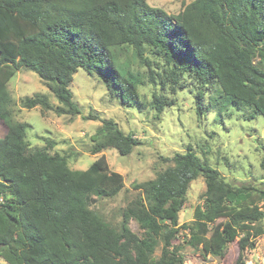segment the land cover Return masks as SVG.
Listing matches in <instances>:
<instances>
[{"label": "trees", "instance_id": "obj_1", "mask_svg": "<svg viewBox=\"0 0 264 264\" xmlns=\"http://www.w3.org/2000/svg\"><path fill=\"white\" fill-rule=\"evenodd\" d=\"M126 47L148 67L151 84V56L168 67L173 87L183 88L185 76L194 81L199 116L205 91L216 85L222 104L249 106L264 117V0H194L178 14L147 0H0V127L6 128L0 137V258L7 264H184L173 241L181 229L178 212L199 177L206 190L193 221L182 226L184 243L221 257L237 241L235 264H245L246 252L264 234V190L233 186L191 150L175 154L155 179L133 185L140 194L122 211L119 228L91 209L124 187L105 155L73 171L65 155L30 150V126L11 111L8 83L15 73L34 71L59 103L53 107L46 94H36L23 99L26 109L80 115L70 89L80 69L98 75L130 105L139 98L138 82L113 54ZM168 106L154 96L158 115ZM92 141L93 154L115 149L129 156L140 145L112 119L102 120Z\"/></svg>", "mask_w": 264, "mask_h": 264}, {"label": "rangeland", "instance_id": "obj_2", "mask_svg": "<svg viewBox=\"0 0 264 264\" xmlns=\"http://www.w3.org/2000/svg\"><path fill=\"white\" fill-rule=\"evenodd\" d=\"M194 0H147L170 14H178L185 5ZM121 69L132 72L138 82L139 98L124 105L117 92L95 73L80 69L70 84L74 102L81 114L77 116L57 115L41 107L26 109L22 101L36 94H46L53 107L59 105L56 97L32 70H18L8 83L13 98L11 106L15 121L29 124L27 141L30 150H45L50 154L65 155L73 171L86 170L97 158L105 155L109 169L123 176L124 187L113 198L98 199L91 207L113 228H119L122 211L140 191L135 184L153 180L166 168L173 165L177 153L193 151L202 161L216 168L224 180L233 186H247L264 190V117L255 115L249 106L235 108L222 104L218 86L207 88L204 94L205 111L199 116L196 106L198 87L188 76L173 87L166 81L168 67L160 57L151 56L155 83L149 80V69L132 56L130 48L114 50ZM258 67L263 65L255 59ZM127 73V72H126ZM162 96L172 106L165 107L158 115L154 109V96ZM112 119L125 133L134 136L140 145L129 156H121L115 149L93 154L92 136L102 125V120ZM6 128L0 127V137ZM206 190L203 177L193 181L188 189L186 202L178 212L179 235L173 241L180 245L184 264H235L239 255L237 241L230 244L221 257L205 256L201 248L184 243L187 231L183 225L193 221L195 208L203 203ZM171 214L175 204L168 205ZM264 211V205H262ZM131 230L140 235L138 224L131 220ZM162 243L154 257L159 259ZM245 264H264V234L257 239L256 247L245 255ZM0 264H7L0 258Z\"/></svg>", "mask_w": 264, "mask_h": 264}]
</instances>
